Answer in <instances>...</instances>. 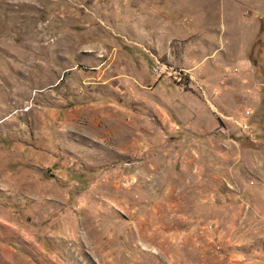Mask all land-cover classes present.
I'll return each mask as SVG.
<instances>
[{
	"label": "rangeland",
	"instance_id": "1",
	"mask_svg": "<svg viewBox=\"0 0 264 264\" xmlns=\"http://www.w3.org/2000/svg\"><path fill=\"white\" fill-rule=\"evenodd\" d=\"M251 260L264 0H0V264Z\"/></svg>",
	"mask_w": 264,
	"mask_h": 264
},
{
	"label": "crops",
	"instance_id": "2",
	"mask_svg": "<svg viewBox=\"0 0 264 264\" xmlns=\"http://www.w3.org/2000/svg\"><path fill=\"white\" fill-rule=\"evenodd\" d=\"M224 257H226V256H224ZM229 257H232V256H229ZM239 258V257H238ZM248 258H251V259H256V258H258V255H250V256H248ZM229 259V258H228ZM249 260V259H248ZM253 260H251L250 262H248V263H244L243 261H242V263L241 264H256V262H255V260L252 262Z\"/></svg>",
	"mask_w": 264,
	"mask_h": 264
},
{
	"label": "built area",
	"instance_id": "3",
	"mask_svg": "<svg viewBox=\"0 0 264 264\" xmlns=\"http://www.w3.org/2000/svg\"><path fill=\"white\" fill-rule=\"evenodd\" d=\"M241 127H242V128H245V124H242Z\"/></svg>",
	"mask_w": 264,
	"mask_h": 264
}]
</instances>
